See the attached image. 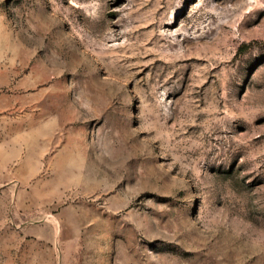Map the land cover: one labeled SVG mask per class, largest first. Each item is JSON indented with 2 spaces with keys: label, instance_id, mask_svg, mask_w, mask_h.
<instances>
[{
  "label": "rangeland",
  "instance_id": "1",
  "mask_svg": "<svg viewBox=\"0 0 264 264\" xmlns=\"http://www.w3.org/2000/svg\"><path fill=\"white\" fill-rule=\"evenodd\" d=\"M0 264H264V0H0Z\"/></svg>",
  "mask_w": 264,
  "mask_h": 264
},
{
  "label": "bare ground",
  "instance_id": "2",
  "mask_svg": "<svg viewBox=\"0 0 264 264\" xmlns=\"http://www.w3.org/2000/svg\"><path fill=\"white\" fill-rule=\"evenodd\" d=\"M52 220H54V221H55V218H52Z\"/></svg>",
  "mask_w": 264,
  "mask_h": 264
}]
</instances>
